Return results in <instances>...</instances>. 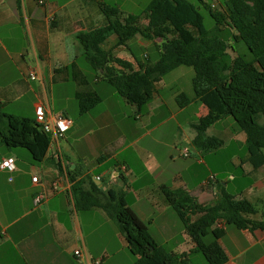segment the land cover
I'll list each match as a JSON object with an SVG mask.
<instances>
[{
    "label": "crops",
    "instance_id": "0c3cea01",
    "mask_svg": "<svg viewBox=\"0 0 264 264\" xmlns=\"http://www.w3.org/2000/svg\"><path fill=\"white\" fill-rule=\"evenodd\" d=\"M39 1L0 0L4 112L35 118L36 106L42 104L51 115L69 116L71 98L80 92L98 94L101 101L82 115L75 108L78 117L72 119V127L50 145L41 162L0 139V164L8 157L15 158L16 164L14 172L0 168V264H94L96 259H101L100 264H134L113 219L100 207L77 206L71 176L84 180L86 189L92 180L103 191L124 192L155 241L177 253L189 251L193 244L175 219L163 188L187 191L202 205L213 204L222 189H231L230 194L257 205L259 213L253 218L264 221V165L254 168L249 161L246 135L239 125L229 116L222 117L206 131L207 137L222 144L209 150L194 145V126L209 114V108L195 98L193 87L182 86L185 72L174 73L177 68L170 72L171 79L164 76L143 110L102 84V77L95 73H91L95 87L87 79H77L84 71L78 63L82 48L76 36L105 25L102 4L121 11L117 0L114 4L112 0ZM133 43L153 49L152 62L157 61L160 39L137 36L123 46L114 34L101 48L136 68L137 61L146 63L150 56L144 53L145 60H137ZM31 71L37 80L30 79ZM179 93L187 95L189 102L179 105ZM76 100L80 108V99ZM185 148L188 157L183 156ZM230 148V154L224 153ZM39 194L43 198L36 204ZM223 225V221L217 224ZM224 228L229 242L222 238L220 244L228 264H264L263 229L230 233ZM75 250L84 257L76 256Z\"/></svg>",
    "mask_w": 264,
    "mask_h": 264
},
{
    "label": "trees",
    "instance_id": "16d2710c",
    "mask_svg": "<svg viewBox=\"0 0 264 264\" xmlns=\"http://www.w3.org/2000/svg\"><path fill=\"white\" fill-rule=\"evenodd\" d=\"M101 11L105 25L81 32L76 38L83 57L97 73L102 72L119 96L143 110L164 76L181 66L190 67L194 70L195 98L209 108V114L194 126V145L203 150L220 146L222 142L207 137L206 131L217 120L230 116L246 135L249 161L254 168L264 165V0H152L143 15H124L122 20L115 18L121 14L115 6L102 4ZM142 17L148 20L145 26L140 23ZM114 34L123 46L137 36L160 39L157 61H137L135 68L113 57L101 44ZM177 99L179 105L189 102L184 93ZM100 101L98 94L81 98L80 112L91 110ZM0 139L10 148L26 149L35 162L45 158L51 145L50 134L35 118L7 114L1 104ZM75 177L70 180L77 206L100 207L116 221L135 257L134 264H194V253L201 254L206 264H228L220 244L226 225L264 230V221L253 218L259 213L257 205L225 189L213 204L202 205L187 191L163 188L166 201L193 244L187 252H173L155 241L124 192L103 191L92 180L86 189L85 181ZM220 221L223 227L217 226Z\"/></svg>",
    "mask_w": 264,
    "mask_h": 264
},
{
    "label": "rangeland",
    "instance_id": "374dc122",
    "mask_svg": "<svg viewBox=\"0 0 264 264\" xmlns=\"http://www.w3.org/2000/svg\"><path fill=\"white\" fill-rule=\"evenodd\" d=\"M152 0H117L116 2L118 3L119 6H121V14L115 16V18L119 19V20H122L123 19V16L124 15H135V16H141L143 15L144 11L146 10V8L148 7V5L150 4ZM216 5H219L218 4V1H215L214 2ZM111 4H114V0L111 1ZM207 15V14H206ZM147 18L146 17H142L141 20H140V23L142 25H146L147 24ZM207 24L209 25L210 24V20H209V17L207 15ZM133 46L131 47V50L135 53L136 57L138 58V60H145L143 59V54L144 53H148L149 54V61H146V62H152L155 58V52L153 49H150V50H147V49H144V48H141L139 47L138 45H136V43H133L132 44ZM82 53V50H80L79 52V59H78V63L80 64L81 66V70L84 71L82 73V76L78 77L77 76V79H79L80 81L83 80V79H87L89 80V83L91 85H94V81L91 80V73H95L96 76H101V71L100 72H96L95 69L93 68V66L91 65V63L89 61H87L83 55L81 54ZM178 72H174V73H179V74H182L183 72H185L184 76H182V79L180 80V83L182 84V86L184 88H187V90L192 89V78L194 76V70L190 67H186V66H181L179 67V69L177 70ZM192 73L190 74V79L188 78L187 76V72ZM173 74H168L166 75V80H169L171 79L173 76H171ZM192 75V76H191ZM102 84H105L107 85L108 87H110L111 89L114 90V88L109 85L102 77ZM92 81V83H91ZM96 85H94L95 87ZM89 95H87L86 93L84 92H80L77 96H73L74 97V100L71 98V102H70V106H73V108H71L69 110V117L71 119H76L78 117L77 114L74 113V110L75 108L79 111V115H80V108H79V104H78V101L76 99H81V98H84V97H87ZM91 96V95H90ZM76 98V99H75ZM76 100V101H75ZM76 103H77V106H76ZM82 115V113H81ZM230 117V116H229ZM80 118V117H79ZM231 119H233L232 117H230ZM234 120V119H233ZM20 149H23V150H26L24 148H20ZM22 151V150H21ZM241 151V150H240ZM227 152L230 154V152H232V148H230L228 151H224V153ZM238 154H241L243 151H241L239 153V151L237 150ZM219 181H222V176H220L218 178ZM228 193L231 191L230 190H227ZM261 211L264 212V208H261ZM172 213L175 217V219L178 221V223L180 225H182V222L180 221V219L178 218L176 212L174 210H172ZM114 221V220H113ZM115 225H117L116 221H114ZM221 221L218 223L220 224ZM118 227V225H117ZM226 228L231 232H234V233H238L240 230L234 226V225H226ZM223 241L224 242H229V239H228V235H224L223 237ZM127 252V255H129L131 257L132 260L135 259V257L129 252V250H126ZM193 261H194V264H206V261L204 259V257L201 255V254H194L193 255Z\"/></svg>",
    "mask_w": 264,
    "mask_h": 264
},
{
    "label": "built area",
    "instance_id": "2783aa9c",
    "mask_svg": "<svg viewBox=\"0 0 264 264\" xmlns=\"http://www.w3.org/2000/svg\"><path fill=\"white\" fill-rule=\"evenodd\" d=\"M40 4H43V0L39 1ZM29 77L32 81L37 80V75L35 71H31L29 73ZM35 119L37 123L42 127L45 133L50 134L51 136V144H54L55 141L61 140L65 134L70 130L72 127L73 121L67 115H58L54 116L47 112V109L44 105L38 104L35 109ZM183 156H189L188 148L183 150ZM0 168L2 170H6L9 172H14L16 170L15 158L8 157L2 161L0 164ZM99 180L100 178L97 177ZM37 177H33V182H37ZM57 184H55L56 186ZM43 198L42 194H39L35 197V203H40L41 199ZM74 254L80 258H83L84 255L81 253L80 250H75ZM101 259H96L94 264H100Z\"/></svg>",
    "mask_w": 264,
    "mask_h": 264
}]
</instances>
